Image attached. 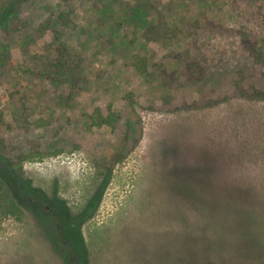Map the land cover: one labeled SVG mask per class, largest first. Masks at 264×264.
I'll return each mask as SVG.
<instances>
[{"label":"rangeland","instance_id":"1","mask_svg":"<svg viewBox=\"0 0 264 264\" xmlns=\"http://www.w3.org/2000/svg\"><path fill=\"white\" fill-rule=\"evenodd\" d=\"M18 6L0 143L40 193L0 264H264V0Z\"/></svg>","mask_w":264,"mask_h":264},{"label":"trees","instance_id":"2","mask_svg":"<svg viewBox=\"0 0 264 264\" xmlns=\"http://www.w3.org/2000/svg\"><path fill=\"white\" fill-rule=\"evenodd\" d=\"M27 0H0V31L4 34H11L27 27L28 23L21 17V10L18 3ZM250 53L259 62H264V54L254 44L249 47ZM10 55L9 44L0 39V68L4 67ZM135 68L142 74L147 73L146 64L137 60ZM98 114V113H97ZM95 123L100 124V115H95ZM3 111H0V122H3ZM0 143V222L9 217L18 218L21 213L22 199L32 196V193H40L37 189L26 185L18 171L15 169L12 161L2 152ZM24 186H26L24 188ZM43 195L44 193L41 192ZM29 202V200H27ZM30 203V202H29ZM32 204V203H30ZM96 203H92L94 207ZM62 237L63 234H62ZM77 264H87L78 257Z\"/></svg>","mask_w":264,"mask_h":264}]
</instances>
